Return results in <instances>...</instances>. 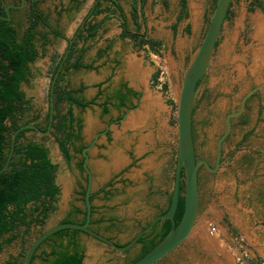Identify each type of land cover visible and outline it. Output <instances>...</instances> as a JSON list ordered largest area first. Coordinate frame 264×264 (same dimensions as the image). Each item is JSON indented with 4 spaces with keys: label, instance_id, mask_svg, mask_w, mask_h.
I'll list each match as a JSON object with an SVG mask.
<instances>
[{
    "label": "rangeland",
    "instance_id": "374dc122",
    "mask_svg": "<svg viewBox=\"0 0 264 264\" xmlns=\"http://www.w3.org/2000/svg\"><path fill=\"white\" fill-rule=\"evenodd\" d=\"M14 1L18 0L5 3ZM34 1L64 38L54 37L42 26L37 28L38 36L45 35L47 43L41 46L38 42L39 57L30 64L31 78L21 85V91L31 99L33 115H38L32 124H43L48 111L53 59L64 52L67 40L86 19L102 22L93 38L85 43L79 40L76 45L84 48L82 61L92 68L70 70L66 76L69 88L83 87L87 101L98 89L110 93L121 83L138 94L127 108L109 106L107 114L97 105L72 106L81 119V145L88 147L93 218L116 220L109 229L106 224L93 229L115 244L125 245L166 208L171 196L177 154L176 99L183 72L203 39L216 0H186V16L182 17L179 0H118L131 32L161 42L158 54L121 38L115 15L101 13L88 18L95 0H75L80 3L77 9L71 0ZM134 3L138 28L131 16ZM27 14L25 9L14 13L15 24L25 25ZM100 50H106L102 58L98 57ZM263 82L264 0H230L208 68L196 87L192 111L196 159L213 166L226 115L238 109L247 91ZM66 107L63 103L58 109L65 112ZM133 115L140 117L135 123L129 120ZM25 137L48 148L56 166L59 193L55 210L43 225L31 227L26 234L20 230L19 237L0 250V264L10 258L22 264L23 253L34 238L59 223L72 208L84 209L79 194L87 187L86 172L78 166L82 154L70 147L71 158L66 161L50 133L27 131ZM197 180L195 226L188 240L157 264H264V87L247 100L242 115L231 120L218 170L210 173L200 166ZM101 189L109 195L99 193ZM75 219L81 220L82 215ZM78 240L84 251L83 264H126L139 251L137 245L118 252L83 233ZM42 250L48 249L42 246L36 256ZM33 263L40 261L36 257Z\"/></svg>",
    "mask_w": 264,
    "mask_h": 264
},
{
    "label": "trees",
    "instance_id": "16d2710c",
    "mask_svg": "<svg viewBox=\"0 0 264 264\" xmlns=\"http://www.w3.org/2000/svg\"><path fill=\"white\" fill-rule=\"evenodd\" d=\"M71 3H74L75 9L80 4L75 0H71ZM103 4L105 7H102ZM179 4L180 17L186 16V0H179ZM132 9V20L138 28L135 3L132 5ZM101 13L115 15L119 19L121 38H129L137 43L140 48L146 47L148 51L159 53L160 41L146 38L144 34H137L128 29L125 14L118 0H95L87 17H95ZM0 15H5L4 0H0ZM101 24L102 22H92L86 19L76 28L72 39L67 40L64 52L57 59H53L55 65L48 86V104L51 101L53 103L52 118L51 120L49 118L50 107L48 105L44 123L35 124L41 131H46L50 124V134L66 161L71 158L70 147H73L80 154L85 147L81 145V119L74 115L72 106L84 109L90 105H97L102 114H107L109 106L116 109L127 108L131 100L138 97L137 92L129 88L126 83H121L110 93L98 89L95 97L89 101L82 96L83 87L69 88L66 76L70 70L92 68L91 64L82 61L85 50L83 47L76 48L77 41L82 40L85 43L93 38ZM38 26L46 28L48 33L54 37L64 38L33 6L28 8L25 25L13 24L11 20L0 21V168L7 159L12 133L21 125L35 123L38 118V115L32 113L31 99L27 98L21 91V85L28 83L31 78L30 64L39 57L38 42H41V46L47 43L45 35L38 36ZM106 50H100L98 57L102 58ZM157 74L156 72L152 76L153 81H156ZM97 87L99 88V85ZM166 89V84H163L162 90L165 92ZM100 98L103 99L102 102L97 103ZM169 102L171 103V101ZM63 103L67 105L65 112L58 109V106ZM27 131L32 130L24 129L16 134L10 162L7 169L0 174V250L17 239L20 230L23 229L24 234H26L31 227L43 225L48 215L55 210V202L59 193V187L55 180L56 166L50 159L48 148L26 138L25 132ZM82 163L83 157L78 166L81 171H84ZM181 176L183 178V173ZM85 182L87 185V177H85ZM107 186L111 187L110 184ZM85 191L86 186L79 193L82 196L84 209L72 208L60 222L82 224L85 221L86 206L83 199ZM100 192L105 196L109 195L108 191L103 189ZM180 193H184L183 181L180 184ZM93 196V194L89 195L90 202ZM169 201L170 198L166 208L159 214L168 209ZM182 212L183 195H180L174 214L175 224L180 221ZM76 215H82V219L76 220ZM93 215L94 208L92 206L89 223L92 230H94V226L101 224H106L107 229L116 224L115 219H105L104 217L94 219ZM142 228L140 227L139 230ZM170 229L171 221H158L152 231L143 234L137 240L134 246L138 245L139 251L126 264H131L142 257L161 241ZM82 233V231L75 229H61L55 232L37 247L30 264H34L33 261L36 257L40 264H83L84 251L78 240L79 234ZM42 246H46L48 250H42L36 256V252ZM16 262L10 258L5 264H17Z\"/></svg>",
    "mask_w": 264,
    "mask_h": 264
},
{
    "label": "water",
    "instance_id": "95a60500",
    "mask_svg": "<svg viewBox=\"0 0 264 264\" xmlns=\"http://www.w3.org/2000/svg\"><path fill=\"white\" fill-rule=\"evenodd\" d=\"M230 0H216L212 15L209 19L205 34L203 39L191 58L188 67L183 72L182 81L179 88V93L176 99L177 112H176V165L174 172V184L172 193L170 196V201L168 209L161 214H158L151 218L149 223L142 229H140L128 243L125 245H117L112 242L107 237L93 231L89 227L91 219V202L89 200L90 195V171L88 169V156L86 151L88 147L82 149L83 156V168L87 175V187L84 193V202L86 206L85 221L82 224L78 223H67L59 222L56 223L44 231H42L36 238L32 240L29 244L27 250L23 253L22 264H30L33 254L37 247L48 237H50L55 232L61 229H75L82 231L83 233L93 237L94 239L101 241L102 243L110 246L112 249L118 252H125L132 248L137 240L145 233H147L153 225L161 220L171 221V229L165 235V237L159 241L153 248L146 252L142 257L137 259L131 264H157L163 258L172 253L178 246H180L184 241L188 240L190 233L192 232L195 223L196 215L198 209V180L197 173L200 166H203L208 172L214 173L218 170L220 165V156L222 143L228 136L231 130V120L238 117L245 109L247 99L264 87V82L253 87L247 91L241 98L239 107L236 111L228 113L225 117V129L224 132L217 140L216 144V156L214 160V165L210 167L208 163L203 159H196L193 145L192 136V111L194 106V99L196 94V87L201 78L206 73L208 68L215 43L219 36L222 24L224 22L225 16L229 8ZM19 6L13 4H7L4 6L5 15H0V21L10 20L11 8H20ZM50 107V120L52 118V101L49 103ZM24 129H30L36 131L41 135L49 134L51 131L50 124L48 125L46 131H41L34 124L28 123L21 125L17 128L11 136V147L7 156V159L3 166L0 168V174L5 171L10 162L13 145L15 141L16 134ZM183 173V178L181 174ZM184 183V193H180V184ZM180 195H183V212L178 224L174 222V214L177 208L178 200Z\"/></svg>",
    "mask_w": 264,
    "mask_h": 264
},
{
    "label": "flooded vegetation",
    "instance_id": "af4514ba",
    "mask_svg": "<svg viewBox=\"0 0 264 264\" xmlns=\"http://www.w3.org/2000/svg\"><path fill=\"white\" fill-rule=\"evenodd\" d=\"M22 4V7H20V8H11V11H10V9H9V11H10V20L13 22V24H15V20H14V13H19V12H21L23 9H25V10H27V12H28V8L30 7V6H33V7H35V8H37L36 7V2L34 1V0H18L17 2H15L14 1V3H13V5H16V6H19V5H21ZM5 5H7L6 3H5V0H4V6ZM27 17H28V14H27ZM9 20V21H10ZM80 26V25H79ZM76 30V29H75ZM258 92V91H257ZM257 92H255L254 94H252L249 98H251L252 96H254ZM248 98V99H249ZM247 99V100H248ZM247 102V101H246ZM243 113V112H242ZM242 113L238 116V117H236V118H239L241 115H242ZM213 165H214V163H213ZM164 209H162L161 211H163ZM160 211V212H161ZM153 218V217H152ZM151 220V219H150ZM149 220V221H150ZM149 221L144 225V227L149 223ZM157 224V223H156ZM155 224V225H156ZM155 225H153L152 226V228L147 232V233H149L150 231H152V229H153V227L155 226ZM143 227V228H144ZM156 229H157V226H156ZM146 234V233H145Z\"/></svg>",
    "mask_w": 264,
    "mask_h": 264
},
{
    "label": "bare ground",
    "instance_id": "6f19581e",
    "mask_svg": "<svg viewBox=\"0 0 264 264\" xmlns=\"http://www.w3.org/2000/svg\"><path fill=\"white\" fill-rule=\"evenodd\" d=\"M141 111V110H140ZM143 112V111H142ZM142 112H139V114L141 113L142 115H143V113ZM137 113V112H136ZM140 114V115H141ZM132 115V114H131ZM140 117H139V115H133L129 120H130V122H132L133 121V123H135L134 121H137L138 119H139ZM142 119V118H141ZM141 122V121H140ZM128 126V125H127Z\"/></svg>",
    "mask_w": 264,
    "mask_h": 264
}]
</instances>
